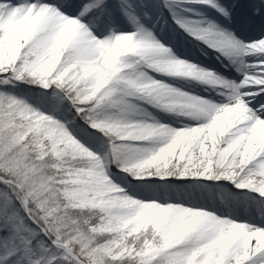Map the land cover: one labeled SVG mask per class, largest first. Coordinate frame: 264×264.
Listing matches in <instances>:
<instances>
[{
	"label": "snow or ice",
	"instance_id": "snow-or-ice-1",
	"mask_svg": "<svg viewBox=\"0 0 264 264\" xmlns=\"http://www.w3.org/2000/svg\"><path fill=\"white\" fill-rule=\"evenodd\" d=\"M0 264H264V0H0Z\"/></svg>",
	"mask_w": 264,
	"mask_h": 264
}]
</instances>
